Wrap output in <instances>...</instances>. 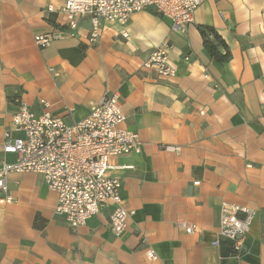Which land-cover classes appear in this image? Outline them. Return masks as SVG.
I'll use <instances>...</instances> for the list:
<instances>
[{
	"label": "crops",
	"instance_id": "obj_1",
	"mask_svg": "<svg viewBox=\"0 0 264 264\" xmlns=\"http://www.w3.org/2000/svg\"><path fill=\"white\" fill-rule=\"evenodd\" d=\"M65 2L0 0V166L15 161L2 144L17 97L37 112L45 99L70 124L117 91L141 152L117 158L110 174L122 180L121 196L135 213L121 236L110 227L112 206L72 229L41 173L10 172L8 192L0 190V264H264V0H206L185 31L154 10L139 11L128 38L124 27L108 25L95 44L83 16L75 35L38 46L35 35L63 19L47 5ZM200 24L223 36L230 61L211 60ZM166 39L177 72L171 79L143 66ZM223 201L256 212L238 256L218 231Z\"/></svg>",
	"mask_w": 264,
	"mask_h": 264
},
{
	"label": "built area",
	"instance_id": "obj_2",
	"mask_svg": "<svg viewBox=\"0 0 264 264\" xmlns=\"http://www.w3.org/2000/svg\"><path fill=\"white\" fill-rule=\"evenodd\" d=\"M206 0H66L61 7L50 3L47 12H57L63 19L54 21L53 30L35 35V42L45 47L65 36L75 35L80 19L87 16L91 27L90 44L99 41L108 25H120L122 35L129 37L126 28L132 15L143 10H154L172 21L174 30L185 31L194 23L195 10ZM170 41L164 40L145 60L143 66L154 69L159 77L171 79L176 68L168 58ZM17 109L12 115V127L4 132L2 151L12 154L15 161L4 160L0 166V190L7 193L10 172L41 173L48 187L58 195L56 214L62 215L72 229H77L112 206L110 227L116 236L123 235L129 218L135 213L128 209L121 196L122 180L112 176L117 168L115 160L123 155L141 152L138 133L125 127L127 116L123 111L117 91L105 93L84 119L66 123L49 110V103L40 101L37 112L21 100L15 99ZM11 130L23 136H12ZM165 148L179 151V146ZM131 166H126V168ZM196 184L199 181L195 182ZM3 200H11L10 196ZM255 210L223 201L219 210V234L233 241L235 255L246 249L245 238L251 230ZM189 233L198 230L196 224L180 222ZM212 245H218L213 240ZM149 258H156L152 247L147 249Z\"/></svg>",
	"mask_w": 264,
	"mask_h": 264
},
{
	"label": "trees",
	"instance_id": "obj_3",
	"mask_svg": "<svg viewBox=\"0 0 264 264\" xmlns=\"http://www.w3.org/2000/svg\"><path fill=\"white\" fill-rule=\"evenodd\" d=\"M50 20L54 21L53 18H50ZM198 29L203 38L204 48L210 55L211 60L220 64L230 61L232 57L231 50L218 30L214 26L206 24L198 25Z\"/></svg>",
	"mask_w": 264,
	"mask_h": 264
}]
</instances>
